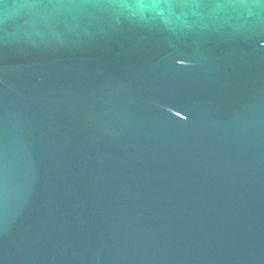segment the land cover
<instances>
[{"label": "water", "instance_id": "water-1", "mask_svg": "<svg viewBox=\"0 0 264 264\" xmlns=\"http://www.w3.org/2000/svg\"><path fill=\"white\" fill-rule=\"evenodd\" d=\"M0 264H264V0H0Z\"/></svg>", "mask_w": 264, "mask_h": 264}]
</instances>
